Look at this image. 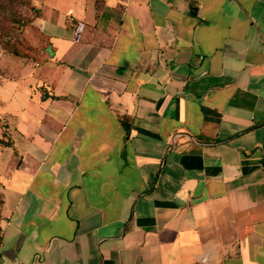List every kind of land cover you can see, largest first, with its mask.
Returning <instances> with one entry per match:
<instances>
[{"label":"crops","instance_id":"1","mask_svg":"<svg viewBox=\"0 0 264 264\" xmlns=\"http://www.w3.org/2000/svg\"><path fill=\"white\" fill-rule=\"evenodd\" d=\"M63 2L0 81V264H264V0Z\"/></svg>","mask_w":264,"mask_h":264},{"label":"rangeland","instance_id":"2","mask_svg":"<svg viewBox=\"0 0 264 264\" xmlns=\"http://www.w3.org/2000/svg\"><path fill=\"white\" fill-rule=\"evenodd\" d=\"M80 4L83 5V0H76L74 6H71L70 0H64L63 7H70L72 11L77 14ZM27 14L32 15V12L28 9ZM34 21L26 24L20 30L16 28V25H12L11 23L8 24L2 21V19L0 20V40L3 39L5 35H10L12 37L18 36L20 38L19 46L26 53V56H16L4 50L0 43V81L14 77L20 62H24L28 59L38 61L42 58L40 50L45 40ZM1 127L2 122L0 118V128Z\"/></svg>","mask_w":264,"mask_h":264},{"label":"trees","instance_id":"3","mask_svg":"<svg viewBox=\"0 0 264 264\" xmlns=\"http://www.w3.org/2000/svg\"><path fill=\"white\" fill-rule=\"evenodd\" d=\"M103 4V0H95V6L99 7ZM32 12V15L27 14V10ZM41 7L36 5L35 0H0V20L16 25L17 29H22L26 24L34 21L36 18L41 17ZM2 48L16 56H26L23 49L20 48V38L18 36L12 37L5 35L0 40ZM7 141L0 136V145H7ZM3 204V195L0 192V217L1 207ZM3 235L0 226V245L2 243Z\"/></svg>","mask_w":264,"mask_h":264},{"label":"water","instance_id":"4","mask_svg":"<svg viewBox=\"0 0 264 264\" xmlns=\"http://www.w3.org/2000/svg\"><path fill=\"white\" fill-rule=\"evenodd\" d=\"M191 139V138H190ZM192 140V139H191Z\"/></svg>","mask_w":264,"mask_h":264}]
</instances>
